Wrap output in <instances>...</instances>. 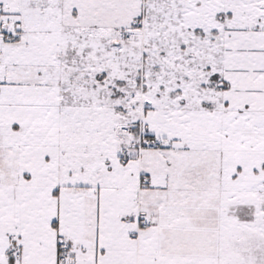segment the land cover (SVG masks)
I'll return each mask as SVG.
<instances>
[{
  "label": "snow or ice",
  "instance_id": "6c2138e0",
  "mask_svg": "<svg viewBox=\"0 0 264 264\" xmlns=\"http://www.w3.org/2000/svg\"><path fill=\"white\" fill-rule=\"evenodd\" d=\"M0 264H264V0H0Z\"/></svg>",
  "mask_w": 264,
  "mask_h": 264
}]
</instances>
